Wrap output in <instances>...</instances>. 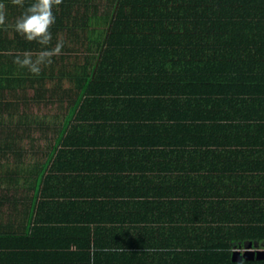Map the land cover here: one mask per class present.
<instances>
[{
    "label": "crops",
    "instance_id": "0c3cea01",
    "mask_svg": "<svg viewBox=\"0 0 264 264\" xmlns=\"http://www.w3.org/2000/svg\"><path fill=\"white\" fill-rule=\"evenodd\" d=\"M107 95L89 104L85 95L67 111L74 117L62 138L32 128L30 137H16L25 153L14 179L2 157L0 264H216L207 258L214 251L234 259L259 243L246 227L264 214V133L208 103L180 121L185 135L170 137L166 124L153 133L162 114L172 122L166 103L146 104L149 94L133 89ZM180 103L176 110L189 111ZM17 124L23 130L31 122ZM100 135L116 145L92 147L106 139Z\"/></svg>",
    "mask_w": 264,
    "mask_h": 264
},
{
    "label": "trees",
    "instance_id": "16d2710c",
    "mask_svg": "<svg viewBox=\"0 0 264 264\" xmlns=\"http://www.w3.org/2000/svg\"><path fill=\"white\" fill-rule=\"evenodd\" d=\"M0 3L6 6L8 24L24 11L11 0ZM31 3L25 0V8ZM54 14L51 43L54 46L59 35L65 47L38 77L19 69L13 60L15 53L36 52L41 46L11 28L0 29V161L6 157L5 165L15 170L5 176L14 179L16 172L22 174L14 169V164L24 163L20 156L25 153L16 137H30L32 128L45 137L59 130L62 138L74 117L72 112L71 119L66 117L67 111L82 103L85 95L89 104L123 89L143 91L150 96L146 104L168 105L165 114L172 122L164 123L162 114L161 124L151 130L163 134L166 124L170 137L185 135L180 121L191 117V106L203 103L223 107L228 117L264 133V0H63ZM7 35L12 38L6 40ZM79 66L85 70L84 78ZM75 82H80L81 90ZM66 90L72 91L71 97ZM182 100L189 111L176 110ZM116 102L128 103L118 98ZM51 106L58 110L51 111ZM22 120L31 122L30 127L21 130L17 121ZM113 140L106 137L91 146L113 147ZM51 145L41 177L59 150V142ZM259 216V223L248 225L246 232L264 243V214ZM214 253L207 258L216 264H264V260L234 261L230 251Z\"/></svg>",
    "mask_w": 264,
    "mask_h": 264
},
{
    "label": "clouds",
    "instance_id": "9594fccd",
    "mask_svg": "<svg viewBox=\"0 0 264 264\" xmlns=\"http://www.w3.org/2000/svg\"><path fill=\"white\" fill-rule=\"evenodd\" d=\"M12 5L23 8V13L16 19L14 24H8L6 6L0 3V29L7 31L11 28L29 42H36L41 46V50L33 52L25 50L14 55L13 63L19 69H27L33 76H39L44 67L53 64V57L63 54L65 40L57 36L54 46H52L51 28L56 23L54 9L63 3V0H33L25 8V0H11ZM12 54V53H8Z\"/></svg>",
    "mask_w": 264,
    "mask_h": 264
},
{
    "label": "water",
    "instance_id": "95a60500",
    "mask_svg": "<svg viewBox=\"0 0 264 264\" xmlns=\"http://www.w3.org/2000/svg\"><path fill=\"white\" fill-rule=\"evenodd\" d=\"M253 246H256V248H259V243H252L247 245V250L245 254H240L239 259L237 258V255H235L234 259L236 261L241 260H264V249H255Z\"/></svg>",
    "mask_w": 264,
    "mask_h": 264
}]
</instances>
